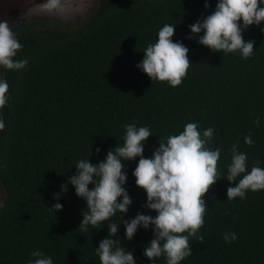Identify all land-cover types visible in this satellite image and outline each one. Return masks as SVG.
Listing matches in <instances>:
<instances>
[{
    "label": "trees",
    "instance_id": "obj_1",
    "mask_svg": "<svg viewBox=\"0 0 264 264\" xmlns=\"http://www.w3.org/2000/svg\"><path fill=\"white\" fill-rule=\"evenodd\" d=\"M205 2L98 0L74 28L52 18L11 27L23 45L15 59L28 64L21 70L3 69L1 75L9 89L7 103L0 107V264H28L37 249L54 264H100L96 247L109 235L107 223H123L121 218L140 212L157 215L143 206L146 190L135 183L139 157L124 162L125 187L133 199L129 212L98 228H80L86 201L74 185H64L75 174L78 159L97 164L123 145L127 124L148 126L154 133L146 157L160 139L196 122L201 133L215 129L209 147L221 149L218 172L227 173L234 144L247 153L248 171L257 161L264 167V22L243 32L245 41H255L252 57L223 55L198 43V36L187 38L189 25L214 12L218 0H207L210 8ZM166 23L177 24L173 39L190 49L189 69L176 87L153 81L136 66ZM249 134L252 145L244 141ZM97 147L102 151L97 153ZM231 184L220 178L205 193L208 207L199 230L203 242L190 238L193 253L181 264H264V190L227 200ZM57 202L64 207L54 212L49 206ZM231 232L238 239L229 243L223 237ZM119 237L121 246L134 250L137 264H152L143 255L154 238L152 228L140 227L129 241L121 224ZM155 264H166V259L157 258Z\"/></svg>",
    "mask_w": 264,
    "mask_h": 264
},
{
    "label": "clouds",
    "instance_id": "obj_2",
    "mask_svg": "<svg viewBox=\"0 0 264 264\" xmlns=\"http://www.w3.org/2000/svg\"><path fill=\"white\" fill-rule=\"evenodd\" d=\"M261 5H264V0H218L214 12L189 25L191 32L187 38L198 36V43L213 51L222 52L223 55L238 52L242 58L248 59L254 55L255 41H245L243 32L253 24L259 26L264 22V6ZM205 7H211L207 0ZM42 10L48 13L62 11L61 0H45ZM176 26L173 23L163 25L158 30L156 42L143 50L144 58L136 65L153 81H167L172 87L182 83L191 62L189 47L182 40L173 39ZM22 47L9 22L0 21V68H25L27 59H15ZM8 89L7 80L0 78V107L7 103ZM255 123L260 126L259 117ZM3 128V120H0V129ZM125 128L123 145L118 144L110 149L106 158L97 164L86 157L78 159L75 174L64 184L74 185L76 194L86 201L80 228L85 231L89 226L98 228L111 218H116L118 213L129 212L133 199L125 187L128 173L124 170V162L139 157L133 171L135 183L146 190L147 201L143 206L155 210L157 215L140 212L129 219L121 218L123 223H107L109 235L96 247L100 264H137L134 250L121 246V224L125 226L129 241L140 227L153 229L154 238L143 252L145 257L152 260V264L160 257L166 259V264H181L193 253L190 238L203 242L204 237L199 230L205 223L204 214L208 207L203 197L210 186L220 178L232 182L227 189V200L237 197L246 199L249 190H264V167L257 161L248 171L247 153L240 151L237 144L230 149L231 162L227 173L218 172L221 149L209 147L213 142L214 128L201 133L198 123L189 122L178 135H170L166 141L160 139L151 157L144 155L148 138L154 134L151 129L133 123ZM244 141L248 145L254 144L251 134ZM100 151L102 148L97 147L96 152ZM89 185L94 187L90 188ZM63 207L59 202L49 206L54 212ZM223 238L231 243L238 236L231 232L225 233ZM31 255L34 259L28 264H54L51 256L38 249Z\"/></svg>",
    "mask_w": 264,
    "mask_h": 264
},
{
    "label": "water",
    "instance_id": "obj_3",
    "mask_svg": "<svg viewBox=\"0 0 264 264\" xmlns=\"http://www.w3.org/2000/svg\"><path fill=\"white\" fill-rule=\"evenodd\" d=\"M88 1L61 0L63 10L48 13L42 10V4L45 0H0V21H8L10 27H12L23 20L34 18L56 17V19L63 20L64 17L62 16L69 15L73 11H78ZM2 71L3 68L1 69L0 78Z\"/></svg>",
    "mask_w": 264,
    "mask_h": 264
},
{
    "label": "rangeland",
    "instance_id": "obj_4",
    "mask_svg": "<svg viewBox=\"0 0 264 264\" xmlns=\"http://www.w3.org/2000/svg\"><path fill=\"white\" fill-rule=\"evenodd\" d=\"M97 1L98 0H91L90 2L89 0L87 3H84L81 9H78V11H73L69 15H64V16L61 15L62 17H64L63 21L61 22L64 24V26L66 25V28H74V25H77L78 23H81L82 21H84L87 18V16L90 15L94 11V9L96 8L98 4ZM25 21L27 20H23L22 22H25ZM1 69L2 68H0V73H1ZM3 198H4V193L0 185V205L2 204L1 202Z\"/></svg>",
    "mask_w": 264,
    "mask_h": 264
},
{
    "label": "flooded vegetation",
    "instance_id": "obj_5",
    "mask_svg": "<svg viewBox=\"0 0 264 264\" xmlns=\"http://www.w3.org/2000/svg\"><path fill=\"white\" fill-rule=\"evenodd\" d=\"M98 2V1H97ZM50 18H52V19H56V17H50ZM46 19H49V17H46ZM30 20V19H29ZM56 20H58L59 22H61V21H63V20H59V19H56ZM62 23V22H61ZM14 26V25H13ZM12 26V27H13Z\"/></svg>",
    "mask_w": 264,
    "mask_h": 264
}]
</instances>
